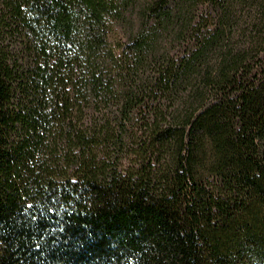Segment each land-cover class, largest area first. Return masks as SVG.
Here are the masks:
<instances>
[{
    "label": "trees",
    "instance_id": "1",
    "mask_svg": "<svg viewBox=\"0 0 264 264\" xmlns=\"http://www.w3.org/2000/svg\"><path fill=\"white\" fill-rule=\"evenodd\" d=\"M0 264H264V0H0Z\"/></svg>",
    "mask_w": 264,
    "mask_h": 264
}]
</instances>
